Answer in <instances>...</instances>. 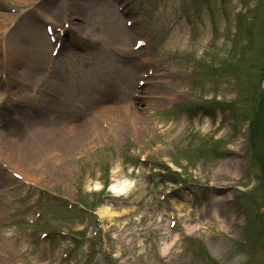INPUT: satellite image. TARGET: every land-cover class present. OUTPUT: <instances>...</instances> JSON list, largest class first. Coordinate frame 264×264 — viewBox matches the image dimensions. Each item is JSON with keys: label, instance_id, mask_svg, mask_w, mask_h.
<instances>
[{"label": "rangeland", "instance_id": "rangeland-1", "mask_svg": "<svg viewBox=\"0 0 264 264\" xmlns=\"http://www.w3.org/2000/svg\"><path fill=\"white\" fill-rule=\"evenodd\" d=\"M9 1L0 0V159L13 166L12 160L20 161L23 170L32 172L28 167L38 161L40 151L51 153L55 142H45L41 150L33 146L31 140L40 133L38 127L50 132L55 123L48 117L35 120L34 113L41 104L43 111L38 115L42 117L50 107L64 108L76 117L67 118L60 126H73L74 133L81 131L82 136L72 134L67 143L59 139V147L68 153L62 167L47 157L43 168L34 169L35 176L46 175L50 182L43 177L42 183L56 184L68 198L89 205L97 218L102 204L117 212L112 217H100L108 230L101 241V232L91 236L94 228L79 230L86 218L78 220L74 208L72 214L67 212L64 201L57 198L41 202V206L44 202L46 208L58 209L54 221L43 217L31 223L27 219L30 206L43 185L34 186L26 197L21 189L9 206L20 209L13 214L14 219L11 215L0 218V230L8 235L21 230L23 234L26 224H34L41 236L47 224L54 228L73 224L68 235L51 234L40 239L24 258L28 257L30 264H47L45 245L51 242L54 264L61 260V251L68 253L64 258L67 264H206L202 261L203 248L216 260L214 264H264V106L260 107L264 0H212L214 6L209 1L204 4V0H150L146 14L144 3L133 0L139 13L152 19L145 20L155 60L151 67V62L138 63L142 52H123L126 44H115L119 19L112 16L115 9L108 0L98 4L102 11L97 13L92 12L95 7L89 1L88 12L80 14L70 6L78 0H33L30 5L22 0ZM206 8L212 13L215 10L212 22ZM67 14L72 15L74 28L62 38L60 55L50 58L44 23L63 26L66 20L62 18ZM120 24L123 28V19ZM184 34L189 40L183 49L185 55H174L172 47ZM124 36L128 37L127 31ZM232 58L234 67L224 64L219 72L211 67L220 66V59L225 62ZM180 63L184 71L175 66ZM122 65L131 71L130 85L135 84L131 89L137 88L136 74L148 68L159 74L154 77L158 80L164 69L179 70L177 77L166 78L175 91L184 92L174 109L180 111L187 103L192 109L180 114L168 112L173 101L141 97L146 87L133 97L118 73ZM234 71L239 76H233ZM40 76L37 94L31 97V88ZM151 83L149 94L165 92V84ZM240 85L242 94L235 100ZM213 92L227 100L224 106L212 104L209 99ZM231 101L233 104L228 105ZM134 102L140 112L137 130L124 123L115 127L114 134L107 131L103 138L88 141L90 121L107 128L99 113L117 114L123 103ZM199 103L206 106L198 108ZM234 117L239 119L236 127ZM167 119H178L181 127L169 129ZM59 129V124L53 126L54 132ZM128 135L129 141L125 138ZM197 143H206L207 158L198 155ZM97 146L100 148L95 151ZM0 168V175L7 179L8 173ZM104 169L106 173L101 174ZM122 179L132 184L116 195L112 185ZM105 184L107 187L100 189ZM122 208L128 211L122 214ZM23 215L25 219L19 220ZM172 219L176 220L174 226L170 225ZM90 226L95 227L94 221ZM80 231H85L88 239H78ZM165 243L168 247L163 250Z\"/></svg>", "mask_w": 264, "mask_h": 264}, {"label": "bare ground", "instance_id": "bare-ground-1", "mask_svg": "<svg viewBox=\"0 0 264 264\" xmlns=\"http://www.w3.org/2000/svg\"><path fill=\"white\" fill-rule=\"evenodd\" d=\"M23 1H27V0H23ZM89 1L93 2L94 4H98L101 0H78V2L74 4H70L71 6V9L73 11H75V13H84V12H88V9H90V6H89ZM109 1V5L110 7H113L114 6V9H115V4L113 1L111 0H108ZM99 9H96L95 10V13L97 11H100V7H97ZM90 11V10H89ZM102 11V10H101ZM112 13V16H116L115 17V20L117 21V19H119V24H117L115 30H114V37L113 39H115V44H120L122 45V43L124 42L126 44V36H124V33H125V28L121 26L120 22H121V15L116 11L115 9V12H111ZM70 16H65L66 19H69ZM118 17V18H117ZM135 34H138V32H136ZM125 37V38H124ZM184 38H185V34L183 37L177 39V41H180V42H183L184 41ZM117 39V41H116ZM128 49H129V46L126 44V46ZM15 49H17L16 47H13V51L15 52ZM118 73L121 74V76L124 78L123 79V85L125 87V89L129 88L131 90V86L133 87V85H130L131 84V71H128L126 66L125 65H122L120 66V68L118 69ZM125 95V94H124ZM46 108H49V107H46ZM120 113V112H119ZM140 113L138 111V107L137 106H130L128 108V110L125 112V114L127 115H131L133 116V114H135V116H139ZM38 114H41V113H34V115H36V119L35 120H38L40 121L41 119H44L46 117L48 118H51V122H55L54 124H52L54 127H57V125L59 124V128L60 129V134H58L59 132L56 133L55 132H48V131H45V127H38L39 130H37L38 132L40 133H44L45 136H48L50 137V139L52 140V137H53V141H55V148L54 150L52 149L51 150V153L52 154V160L54 163H58L59 166L62 167V162H63V159H66L68 157V153L66 151H62L61 148L59 147V139L61 136H64L67 133V129H66V126H60V123L67 120V118H71V117H76V115H73L72 112H70L69 114L63 109V108H56V106H53V107H50L49 111L48 109L46 110V113L47 116H39ZM111 123L112 125L114 124L115 127H117L118 125L120 124H124V120L123 119H115L114 122H112L111 120ZM0 125H2V123L0 122ZM9 126H12V127H15V128H20V125H18L17 123H9L8 124ZM51 125V129L53 130V126ZM125 125V124H124ZM37 128V129H38ZM133 128L137 130V127L135 125V123L133 122ZM175 128V126H171L169 127V129H173ZM24 134V133H23ZM100 133L98 134L97 137H100ZM42 139H43V136L41 135ZM42 139L39 140V143L38 145H41L42 144ZM59 150V151H58ZM13 164L16 166V167H21L22 169V165L20 163V161H17L14 162L12 160ZM132 183H130L127 179H122V180H119L118 183L116 184H113L112 185V189H113V192L119 194V193H122L124 192L125 190H127L129 188V186L131 185ZM128 210H126L125 208H122L120 209V212L123 214V213H126ZM120 212H118V214H120ZM115 214H117V212H115L114 208L106 205V204H102L100 207H99V215L101 217H112L114 216ZM219 215V214H218ZM6 240H8V237H5L4 235H1L0 236V252L2 251H7L9 250V246L10 247H13L11 242H9V246H8V243L6 242ZM23 242L24 241H21L19 242V245L22 246L23 245ZM168 247V243H165L164 246H163V250H166ZM41 253H42V250H41ZM15 257L18 258L20 261H22L23 259V255H24V252L22 251V248H19L17 251H15L14 253ZM41 254L40 252H38V254L36 255L37 257H39ZM11 264H15L13 261L11 262ZM17 264V263H16ZM21 264V263H20Z\"/></svg>", "mask_w": 264, "mask_h": 264}]
</instances>
